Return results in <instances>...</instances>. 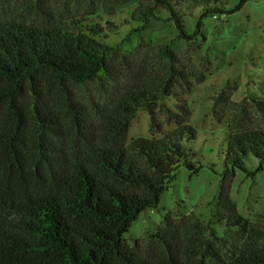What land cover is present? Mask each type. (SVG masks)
<instances>
[{
  "label": "trees",
  "instance_id": "1",
  "mask_svg": "<svg viewBox=\"0 0 264 264\" xmlns=\"http://www.w3.org/2000/svg\"><path fill=\"white\" fill-rule=\"evenodd\" d=\"M151 1L184 39L192 37L186 18L196 15L197 32L203 18L245 3ZM134 18L145 24L159 16L137 4ZM105 26L0 23V264H264V230L239 214L229 189L235 170L248 176L264 170L263 128L229 129L226 138L212 217L237 241L215 237V246L186 247L181 254L169 216L151 235L160 247L157 258L124 237L140 213L157 207L178 167L196 174L202 166L189 145L197 133L187 107L176 104L173 111L163 102L184 78L172 66L174 54L161 48L163 70L130 63L106 34L117 26ZM102 78L111 96L84 97L79 86ZM117 79L124 81L121 90ZM139 110L148 112L151 131L161 132L159 110L175 127L128 141ZM250 157L252 170L245 163Z\"/></svg>",
  "mask_w": 264,
  "mask_h": 264
},
{
  "label": "rangeland",
  "instance_id": "2",
  "mask_svg": "<svg viewBox=\"0 0 264 264\" xmlns=\"http://www.w3.org/2000/svg\"><path fill=\"white\" fill-rule=\"evenodd\" d=\"M223 2L226 8H232L239 0ZM137 4L156 9L159 19L152 18L145 24L131 19ZM74 20L104 27L105 22L112 21L117 29L106 34L112 44L118 45L119 55L127 56L130 63L144 61L147 68L166 67L160 50L167 47L174 54L172 66L184 74L173 88L176 94L163 98V102L173 111L176 104L187 107L189 123L197 133L189 145L202 168L191 174L185 167H178L157 207L140 213L124 237L130 244L136 240L141 254L157 258L161 256L160 247L151 235L169 216L177 226L181 254L186 247L215 246V237L237 241L212 215L222 183L229 129H264V0H245L233 13L203 18L197 32L196 15L186 18L190 39L179 37L168 13L151 0H0V23ZM132 28L138 30L125 36ZM116 83L119 90L123 89L124 81L117 79ZM79 90L84 97L100 101L112 94L104 78L87 82ZM157 113L161 132L151 131L148 112L139 110L131 121L127 140L157 138L175 127L166 122L161 110ZM245 163L250 170L256 166L252 157ZM229 189L239 214L264 230V170L254 176L235 170Z\"/></svg>",
  "mask_w": 264,
  "mask_h": 264
}]
</instances>
